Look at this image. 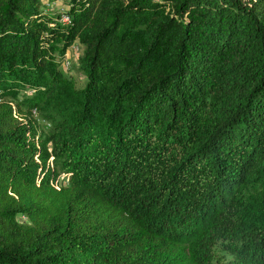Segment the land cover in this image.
Listing matches in <instances>:
<instances>
[{"label": "trees", "instance_id": "1", "mask_svg": "<svg viewBox=\"0 0 264 264\" xmlns=\"http://www.w3.org/2000/svg\"><path fill=\"white\" fill-rule=\"evenodd\" d=\"M43 8L0 0V264H264V0Z\"/></svg>", "mask_w": 264, "mask_h": 264}, {"label": "rangeland", "instance_id": "2", "mask_svg": "<svg viewBox=\"0 0 264 264\" xmlns=\"http://www.w3.org/2000/svg\"><path fill=\"white\" fill-rule=\"evenodd\" d=\"M43 12L47 14H63L68 10V0H43ZM84 47L76 42L69 50L66 58L63 60L61 70L63 75L72 77L76 80L78 87H83L86 82V76L79 69V59L83 55ZM39 133H47L51 128L48 122L44 121L40 115L34 117ZM52 161V160H51ZM52 167V162L50 163ZM69 176L60 175L54 180V186H68ZM24 218H19V222L23 223Z\"/></svg>", "mask_w": 264, "mask_h": 264}, {"label": "built area", "instance_id": "3", "mask_svg": "<svg viewBox=\"0 0 264 264\" xmlns=\"http://www.w3.org/2000/svg\"><path fill=\"white\" fill-rule=\"evenodd\" d=\"M62 15V19L61 21L65 22V23H69L70 22V18L68 17V15L65 13L61 14Z\"/></svg>", "mask_w": 264, "mask_h": 264}]
</instances>
